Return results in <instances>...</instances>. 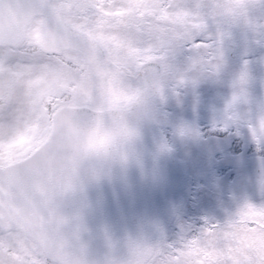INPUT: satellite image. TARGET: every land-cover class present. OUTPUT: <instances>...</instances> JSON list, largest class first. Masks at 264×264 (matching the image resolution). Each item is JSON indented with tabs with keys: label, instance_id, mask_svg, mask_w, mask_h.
<instances>
[{
	"label": "clouds",
	"instance_id": "1",
	"mask_svg": "<svg viewBox=\"0 0 264 264\" xmlns=\"http://www.w3.org/2000/svg\"><path fill=\"white\" fill-rule=\"evenodd\" d=\"M120 6L131 10L120 17L89 10L86 27L93 38L70 51L62 37L78 22L75 12L63 10L58 23L38 0H0V156L21 160L39 147L36 160L45 162L13 190L3 242L39 252V264H143L129 237L108 234L109 246L104 231H93L86 193L136 158L144 127L164 122V105L177 92L206 80L224 83L228 121H242L264 144V94L253 97L248 66L229 74L220 54L238 32L264 47V0H182L187 15L143 20L144 5ZM196 36H213L214 42L189 51L186 42ZM57 94L74 109L53 122L44 118L42 105ZM175 131L195 134L185 126ZM165 145L161 140L158 147ZM257 183L264 192V163ZM238 240L236 258L249 247L264 252L260 241ZM206 264H216L214 257Z\"/></svg>",
	"mask_w": 264,
	"mask_h": 264
},
{
	"label": "snow or ice",
	"instance_id": "2",
	"mask_svg": "<svg viewBox=\"0 0 264 264\" xmlns=\"http://www.w3.org/2000/svg\"><path fill=\"white\" fill-rule=\"evenodd\" d=\"M38 2L52 10L58 23L64 21L61 15L63 10L72 11L78 15V22L65 27L62 37L65 47L70 51L93 38L91 31L86 27L89 10L106 16L120 17L125 11L131 10L120 6L124 3L144 5V11L139 13L142 20L145 17L152 19L154 15L162 19L182 12L187 15L181 6L182 0H38ZM190 22L196 23L195 20ZM213 42V36L207 38L196 36L187 41L185 46L190 51L193 46L203 48ZM220 54L226 56V49L222 48ZM72 59L71 56L68 59L69 66H72ZM148 59L151 61L152 57ZM244 65L248 66L247 60L244 61ZM195 86L193 84V88ZM179 95L180 93L177 92L176 96ZM227 107L228 105L226 109ZM73 109L74 106L67 104L63 94L53 95L42 105L44 118L53 122L61 113ZM0 143H3V132H0ZM39 151L37 147L23 159L11 162L0 156V264H27L31 257L35 259H31L30 264H39V252L26 245L22 246L18 241L9 240L7 244L3 242L6 209L13 196V190L22 187L29 177L39 174L45 167L44 161L36 160ZM8 223L10 224L11 221ZM104 232L107 243L111 246V237L106 230ZM238 237L264 243V201L259 203L242 201L222 219H205L199 227L182 230L175 240L169 241L163 237L156 240L145 238L132 240L129 237V243L137 247L143 258V264H206L210 257H214L216 264H264V252L256 247H249L242 259L232 255L233 248L239 243ZM219 241L225 242L223 248L218 247Z\"/></svg>",
	"mask_w": 264,
	"mask_h": 264
},
{
	"label": "water",
	"instance_id": "3",
	"mask_svg": "<svg viewBox=\"0 0 264 264\" xmlns=\"http://www.w3.org/2000/svg\"><path fill=\"white\" fill-rule=\"evenodd\" d=\"M152 125L143 129L136 158L114 169L86 193L88 223L94 232L107 231L115 240L164 238L182 205L186 174Z\"/></svg>",
	"mask_w": 264,
	"mask_h": 264
},
{
	"label": "flooded vegetation",
	"instance_id": "4",
	"mask_svg": "<svg viewBox=\"0 0 264 264\" xmlns=\"http://www.w3.org/2000/svg\"><path fill=\"white\" fill-rule=\"evenodd\" d=\"M238 46H250V40L244 35L237 36L235 34L232 43L228 47L234 48ZM253 46L259 48L254 57L264 59V47H261L256 41ZM247 50L248 47L240 56L248 53ZM229 57L227 58V64L228 62L230 64H240V59L235 58L233 53L230 52ZM237 68L239 66H236ZM228 73L230 74L231 72L228 71ZM221 104L222 106L226 105V100H223ZM234 123L238 124L234 121L229 122L226 119L218 123L208 121V124L205 125L199 119L194 121V129L198 133V139L201 142L202 140L214 139L220 144H225L226 148L223 151H209L205 155L202 150L198 151L205 160L199 158L194 173H188L189 182L183 192L186 201L183 210L177 216L175 225L181 224L190 216L193 224L192 227H199L205 219H222L242 201L248 200L256 203L264 201V192L260 190L257 183L260 168L230 164L232 158L238 157L242 153L235 152L234 139L236 138L241 142L242 146L248 142V134L243 122L237 126L236 132L239 135L229 137L230 134H234ZM218 131L221 132L220 135L217 134ZM164 139L168 146L173 149L169 143L175 140L176 136L171 133L170 128L165 132ZM242 163L240 162L239 164ZM200 164H204L205 166ZM190 196H192V210L188 205ZM180 233L181 231H175L169 237V241L175 240Z\"/></svg>",
	"mask_w": 264,
	"mask_h": 264
},
{
	"label": "rangeland",
	"instance_id": "5",
	"mask_svg": "<svg viewBox=\"0 0 264 264\" xmlns=\"http://www.w3.org/2000/svg\"><path fill=\"white\" fill-rule=\"evenodd\" d=\"M236 35H244L248 38L250 40V46H238L234 48L227 47L226 58H229L230 52H233V54H235L234 56L240 55L247 47L249 54H252L253 51L258 52L259 48L253 46L255 40L250 35L239 32L236 33ZM245 60L246 59L240 60V64H230L228 62V71H234L236 66L243 64ZM247 61L249 74L252 78L250 90L253 97H258L259 95L264 94V59L253 57ZM227 96L228 89L224 83L206 80L202 81L194 88L184 91L178 97L171 98L164 105V122L158 124L157 128L161 133H163L164 129L165 131H167L168 128L171 129V133L176 136V139L173 140V145L177 146V156L185 164V167L191 172V174L194 173L199 158L205 160L198 151L202 150L205 155L207 152L211 151V149L214 152L223 151L226 145H215L210 149L206 142H201L198 139V133L196 131L194 135H179L176 133L175 129L179 126L194 129L193 124L197 118L204 122H207L208 120L212 122L224 121L223 119L228 120L225 115V105L221 106V101L226 100ZM166 109L170 111V115ZM246 131L248 139L251 142L249 148L245 147L238 157L235 156L231 159L230 164L236 166L240 165V162H243L244 164L241 165H245L246 167L261 168L262 163H264V144L257 143L252 138L249 131ZM238 135L239 133H236L233 136L236 137ZM246 150L247 154L245 153ZM245 155L246 157H244ZM200 165L205 166L204 164ZM189 226H191V224H189Z\"/></svg>",
	"mask_w": 264,
	"mask_h": 264
}]
</instances>
